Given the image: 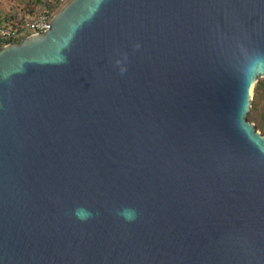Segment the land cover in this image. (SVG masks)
<instances>
[{"label":"water","instance_id":"95a60500","mask_svg":"<svg viewBox=\"0 0 264 264\" xmlns=\"http://www.w3.org/2000/svg\"><path fill=\"white\" fill-rule=\"evenodd\" d=\"M261 78L264 0H68L0 50V264H264Z\"/></svg>","mask_w":264,"mask_h":264},{"label":"trees","instance_id":"16d2710c","mask_svg":"<svg viewBox=\"0 0 264 264\" xmlns=\"http://www.w3.org/2000/svg\"><path fill=\"white\" fill-rule=\"evenodd\" d=\"M46 0H0V24L19 28L43 8ZM56 11L60 4L48 5ZM252 113L259 115V121L264 126V80L260 79L254 88Z\"/></svg>","mask_w":264,"mask_h":264},{"label":"built area","instance_id":"2783aa9c","mask_svg":"<svg viewBox=\"0 0 264 264\" xmlns=\"http://www.w3.org/2000/svg\"><path fill=\"white\" fill-rule=\"evenodd\" d=\"M68 0H46V4L35 16L30 18L27 23L19 28L4 26L0 24V50L8 45L19 43L32 35L46 33L51 29V20L56 11H52L48 5H63Z\"/></svg>","mask_w":264,"mask_h":264},{"label":"clouds","instance_id":"9594fccd","mask_svg":"<svg viewBox=\"0 0 264 264\" xmlns=\"http://www.w3.org/2000/svg\"><path fill=\"white\" fill-rule=\"evenodd\" d=\"M141 47L139 43L134 45V49L138 50ZM117 54L120 58L116 59L114 62V66L119 69V73L121 75L127 72V61H128V53L127 52H120L119 49L116 50ZM65 62H67L65 58ZM73 214L76 216L77 219L82 221H87L92 218L93 212L84 207H77ZM117 215L122 217L124 220L131 222L134 221L137 217V212L134 208L125 207L117 211Z\"/></svg>","mask_w":264,"mask_h":264},{"label":"rangeland","instance_id":"374dc122","mask_svg":"<svg viewBox=\"0 0 264 264\" xmlns=\"http://www.w3.org/2000/svg\"><path fill=\"white\" fill-rule=\"evenodd\" d=\"M262 80H264V78H261ZM257 84V83H256ZM256 84H255V86H256ZM255 88V87H254ZM253 100H254V90H253ZM249 120L251 121V122H253L255 125H256V127H257V130L258 131H260L263 135H264V126H262L261 124H260V121H259V115L257 116V115H255V114H253L252 113V110H251V112H250V114H249Z\"/></svg>","mask_w":264,"mask_h":264}]
</instances>
